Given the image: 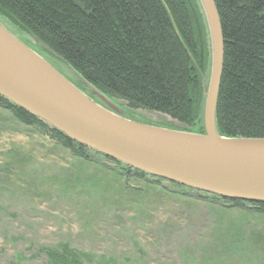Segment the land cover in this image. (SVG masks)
<instances>
[{"label": "rangeland", "instance_id": "obj_1", "mask_svg": "<svg viewBox=\"0 0 264 264\" xmlns=\"http://www.w3.org/2000/svg\"><path fill=\"white\" fill-rule=\"evenodd\" d=\"M0 25L93 96L32 37L1 17ZM111 103L136 122L184 127L117 99ZM0 264H264V214L166 181L125 178L0 107Z\"/></svg>", "mask_w": 264, "mask_h": 264}, {"label": "trees", "instance_id": "obj_2", "mask_svg": "<svg viewBox=\"0 0 264 264\" xmlns=\"http://www.w3.org/2000/svg\"><path fill=\"white\" fill-rule=\"evenodd\" d=\"M213 2L223 42L217 133L263 139L264 0ZM0 17L110 101L166 116L184 126L181 131L204 133L201 76L207 74L209 53L196 0H0ZM0 107L84 160L103 159L125 178H151L71 142L2 98ZM167 183L216 203L264 214V204L222 199Z\"/></svg>", "mask_w": 264, "mask_h": 264}, {"label": "water", "instance_id": "obj_3", "mask_svg": "<svg viewBox=\"0 0 264 264\" xmlns=\"http://www.w3.org/2000/svg\"><path fill=\"white\" fill-rule=\"evenodd\" d=\"M205 26L208 71L201 76L204 133L147 125L121 115L87 85L100 104L0 25V98L71 142L117 164L200 193L264 204V138H225L215 108L223 64L213 0H196Z\"/></svg>", "mask_w": 264, "mask_h": 264}, {"label": "flooded vegetation", "instance_id": "obj_4", "mask_svg": "<svg viewBox=\"0 0 264 264\" xmlns=\"http://www.w3.org/2000/svg\"><path fill=\"white\" fill-rule=\"evenodd\" d=\"M45 59V58H44ZM46 60V59H45ZM51 64V63H50ZM52 65V64H51ZM54 67V66H53ZM55 68V67H54ZM56 69V68H55ZM82 92H84V91H82ZM85 93V92H84ZM86 94V93H85ZM92 101H94V102H96V103H98V104H100V102L98 101V99L93 95L92 97L91 96H89V95H87ZM108 99V98H107ZM109 100V99H108ZM121 112V111H120Z\"/></svg>", "mask_w": 264, "mask_h": 264}]
</instances>
